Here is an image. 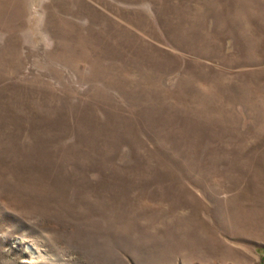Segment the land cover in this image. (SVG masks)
<instances>
[{"label":"rangeland","instance_id":"obj_1","mask_svg":"<svg viewBox=\"0 0 264 264\" xmlns=\"http://www.w3.org/2000/svg\"><path fill=\"white\" fill-rule=\"evenodd\" d=\"M0 264H264V0H0Z\"/></svg>","mask_w":264,"mask_h":264}]
</instances>
